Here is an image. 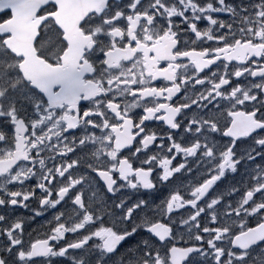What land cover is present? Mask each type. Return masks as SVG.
Returning <instances> with one entry per match:
<instances>
[{"label": "snow or ice", "instance_id": "1", "mask_svg": "<svg viewBox=\"0 0 264 264\" xmlns=\"http://www.w3.org/2000/svg\"><path fill=\"white\" fill-rule=\"evenodd\" d=\"M0 264H264V0H0Z\"/></svg>", "mask_w": 264, "mask_h": 264}, {"label": "flooded vegetation", "instance_id": "2", "mask_svg": "<svg viewBox=\"0 0 264 264\" xmlns=\"http://www.w3.org/2000/svg\"><path fill=\"white\" fill-rule=\"evenodd\" d=\"M224 18H226V14H221ZM206 23V22H205ZM35 181L33 180L32 183H34ZM23 214L26 215V216H29L31 215L30 211L25 209V210H22ZM51 217V213L50 212H45L43 214V216L41 217H36L34 220H32L30 223H29V230H32V229H36L38 231H43L44 229L41 228V225L45 224V222L50 219ZM123 251V249H122Z\"/></svg>", "mask_w": 264, "mask_h": 264}]
</instances>
